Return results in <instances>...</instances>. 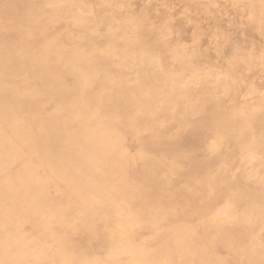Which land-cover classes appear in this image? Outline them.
I'll use <instances>...</instances> for the list:
<instances>
[{
  "label": "rangeland",
  "instance_id": "rangeland-1",
  "mask_svg": "<svg viewBox=\"0 0 264 264\" xmlns=\"http://www.w3.org/2000/svg\"><path fill=\"white\" fill-rule=\"evenodd\" d=\"M60 1L69 7L71 13L65 14V4L60 8L53 0H0V264H130L129 256L133 257L136 263L144 260L139 251L147 253L150 257L155 255L158 264H173L168 259L162 260L156 254L158 243L152 239L151 230H130L126 247L117 240L113 229L116 226L129 229L130 225L126 223L125 216L116 214L115 209L98 211L90 203L88 188L92 178L85 173L82 154L76 141L77 134L75 135L72 129L61 131V136H65L66 140H61L58 152L65 156L73 168L72 171L82 177L79 185L72 191L45 175V172L61 175L54 167L43 166V161L47 165L57 159L51 157L48 151L57 144L53 142L50 130L46 131L47 141L43 142L40 134L33 142L26 140L28 135H35L33 131L36 128L32 131L30 128L31 115L36 111L42 122L51 123L54 117L61 114L57 102L63 98L62 89L65 85L72 84L75 78L69 73L56 76L55 70L51 72V69L38 64V55L42 52L50 57L51 54L62 52H68L65 53L67 56L78 54L81 44L86 45L87 40L92 39V33L88 29L95 30V22H98L100 37L97 41L105 49L101 60L92 58L90 63L84 65L83 71L95 68L98 73L101 72L100 76L108 77L111 84L118 86L121 95L127 99V106L138 115L139 122L143 125V128H140L143 132L141 134L144 137L149 134L156 140L146 144L153 160L165 158L175 151L184 155L187 152L186 160L193 165L194 171L199 175H206V167L208 170L213 167L217 170L219 167L213 150L218 149L219 142L213 121H200L199 116L204 114L206 107L204 111L195 112L190 122L187 121L181 110L178 111L179 107L175 103L177 94L172 91L171 81L165 79L166 76L159 71L157 63L149 60L154 58L156 53L169 58L170 64L185 76H197L196 85L211 93V102L219 98L222 100L221 108L224 107L231 113L239 109L252 111L264 121V0H71L70 5L67 4L68 0ZM69 22L80 28L82 33L79 34L78 31L74 47L69 43L67 45L73 49L67 50L62 39L66 37ZM44 44L48 46L45 47L46 50ZM169 119H173L172 122ZM215 122L218 123V120ZM40 128L46 129L44 126ZM254 137L256 136L244 132L239 133L238 146L225 152L220 165L221 172L217 171L223 179H229L226 184L232 186L225 192L221 188L209 194L210 199H213L210 206L215 209L205 211L200 217L211 219L214 224L227 221L231 223V218L221 219L219 211L238 212L248 205L253 207L255 213L260 212L259 204H264V156L254 154L255 143L248 148L244 147ZM16 140H19L18 143ZM20 140H23V143ZM261 141L262 135L258 137L257 144ZM262 145L264 147L263 143ZM6 162L9 164H4ZM158 173L161 174L162 170ZM12 175L19 176L21 181L16 182L21 183L12 182ZM24 182L29 187L24 185ZM174 187L177 188L175 185ZM179 189L174 191L176 194H173L172 199H180L184 203V209L191 212L200 207L198 199H205L208 195V189H202L201 194L206 191L202 197L199 192ZM9 193L14 194L17 199L8 197ZM30 194H41L55 203L46 211L50 219L53 216L55 219L57 214L63 213L69 217L68 220L62 223L52 221L48 230L38 234L40 228H36L24 212V208L28 207L27 197ZM246 194H252V199L246 201L247 203L242 201L236 204L233 197ZM132 203L133 208L127 206V209L135 212L139 210L140 205L135 199ZM78 211L93 213L96 223L103 222L88 226L77 224V229L67 230L66 224ZM246 218H249L248 215ZM251 225L242 230L241 246L257 264H264V211ZM56 230L61 233L64 241L60 242L54 232ZM245 260H248L247 257ZM143 262L141 263L150 264ZM152 262H155L154 259ZM192 264L208 263L195 261Z\"/></svg>",
  "mask_w": 264,
  "mask_h": 264
},
{
  "label": "bare ground",
  "instance_id": "bare-ground-1",
  "mask_svg": "<svg viewBox=\"0 0 264 264\" xmlns=\"http://www.w3.org/2000/svg\"><path fill=\"white\" fill-rule=\"evenodd\" d=\"M53 1L57 3L60 8L63 7L65 4L63 3V1H60V0H53ZM67 4L70 5L71 0H68ZM3 10L4 9H2V11ZM64 11H65V14L71 13L69 11V7L66 4L64 6ZM69 24H70V27H67L66 37L65 39H62V40L65 41L64 45L66 47L68 43L71 44V47H74L76 38H78L77 33L80 28L76 27L70 22ZM3 31H5V29ZM88 31L89 32L91 31L92 39L87 40L86 45L81 44V46L78 48V51H77L78 54L67 56L65 55L66 52L65 53L62 52L57 55L51 54V57H50L49 55L42 52V54L38 55L39 57L38 64L46 67L47 69H51V72L55 70L56 76H61L62 74L65 75L66 73H69V74H72L73 77L75 78V81H73L72 84L65 85L64 88L62 89L63 98L57 102V108L61 109L60 110L61 114L54 117L51 123L42 122V120L40 119L36 111L32 112V115H31L32 116V121H31L32 127L30 128H31V131L34 128H36V130L33 131L35 135L32 136L33 134L31 135L29 133L30 135H28L26 140L28 142L30 141L33 142L34 140H37L36 136L38 134L41 135L40 138L42 141L46 140L48 137L46 134V131L50 130L53 135V142L57 144V146L51 147L48 150L50 151L49 152L50 156L55 157L57 159L54 162L49 163L47 165L45 164V161H43L44 162L43 166H49V167L52 166L57 171H60L61 175L57 173L51 174L49 172H45V175L51 178L53 181L60 183L67 188H70L72 191H74L75 188L79 185L82 177L72 171L73 168L70 167V165L66 161L65 156L60 155L58 152V149L61 147V142H62L61 140H64V138L66 140L65 136H61V131L63 129H69V130L72 129L75 135L77 134L76 141L78 143L80 152L82 154V161H83V165H85V171H86L85 173L91 176L92 178V182L88 188V198L90 199V203H92L98 211H103V210L110 211L112 209H115V211L117 212L116 214H118V216L120 217L125 216L126 223L130 225L129 229H126V228L122 229L121 226H116V228L113 229L114 230L113 232L115 233L117 240L120 241L121 245L125 247L128 245L127 242H128V236H129L130 230H136L137 228V231L138 230L143 231L146 228L148 230H151L152 239L154 240V242L158 243L156 246V250H158L156 254L159 255L162 258V260L168 259L172 261L173 264L175 263L192 264L195 261H199L202 263H208V264H257V262L253 258L250 257V254L248 253V251L246 249L243 250L244 247L241 246L240 240L242 236V230L249 228L253 221L258 220L261 217L262 212L264 211V204H259L260 212L258 213H255V211L253 210V207L251 206L248 207V205L238 210V212L225 213L228 210L219 211L218 213L219 217L224 220H226V218H231L232 219L231 223L227 221L225 223L214 224L211 221V219L205 220L203 217H200V216L205 211H208L210 209L214 211L215 209L214 207L210 206L213 199H210L209 194H211L215 189H221V188L225 192L228 189H230L232 186V185L226 184L229 179L227 178L223 179L219 175L218 171L221 172L220 165L223 162V158L225 157V152L238 146L237 141H238L239 133L244 132L247 135L256 136L253 138L251 142L244 145V147L248 148L249 146H253V144L255 143V148L253 150L254 154L258 156H264V147H262L263 146L262 143L264 144V121L260 120V118L252 111L247 112V111L239 109L231 113L230 111H228V109H224V107L221 108L223 105L221 103L222 100L219 98H217L214 102H211V93L207 91L206 89H201L199 86L196 85L198 84L196 75L185 76L181 71H179L177 68L173 67L170 64L171 62L169 61V58L161 57L159 54L156 53L154 54L155 55L154 58L150 59L149 62L152 61V62L157 63V68L159 69V71H162L163 74L161 72L160 73L166 76L165 78L166 80L171 81V85L173 89L172 91L176 92L177 94L175 103H177L179 107L178 111L181 110V114H183L186 120L189 121L193 118L195 112L196 113L197 111L200 112V110H203L204 107H206L204 114L199 116L200 121L202 122L204 119H212V121L214 122V123L212 122L213 128L216 130V134L218 135V140L220 142V143L218 142L217 148L221 150H218L215 148L213 149L217 157V162H219V167L217 169L218 171L215 169L216 167H213L210 170H208L206 167L205 168L206 175H199L197 172L194 171L193 165L188 160H186L187 158L186 151H185L186 155L175 151V152L170 153L165 158L161 157L159 160L157 159L153 160L150 154V150L148 149V146H146V144L149 142L154 143L156 142V140H154L153 137L149 136V134L148 136L145 135V137L141 134L142 130L140 128H143V125L142 123L139 122L138 115L134 114V111L130 110L129 107L127 106V99H125V97L121 95L122 92L119 91L118 86L111 84L110 79L108 77L100 76L99 74L101 72L98 73L97 72L98 70L96 69L97 70L96 71L95 68H91V69L88 68L89 71L87 72L83 71L84 65L90 63L92 58H95V59L97 58L101 60L102 53L104 51L103 49H105L104 46H102L100 43H98L99 41H97L98 37H100L98 22H95V30H92V28H90L88 29ZM80 33H82V31L81 32L79 31V34ZM1 42L3 41L1 40ZM84 46H87V47L85 48ZM45 47H48V46L45 45L44 49ZM66 49L70 50L73 48L67 47ZM66 54H68V52ZM22 56H23V53H22ZM93 67H95V65ZM38 71H39V68H38ZM123 83L124 81L122 82V84ZM61 86L62 85H60V87ZM157 92L158 91L156 89L155 93L157 94ZM160 96L158 95V97ZM66 109H69V111H66ZM150 112L152 113V111ZM23 119H26V118H23ZM215 120H218V123H216ZM41 126L46 127V129L42 130L40 128ZM153 130L154 129H152V131ZM260 135H262V141L259 144H257L258 137ZM5 136L6 135H4V137ZM17 138H20V137H17ZM18 141L16 140L17 143ZM22 141L20 140V142ZM3 146H4V142H3ZM4 164H7V162ZM160 167L161 169H159ZM160 170H162L161 174L158 173V171ZM11 180H13L12 182H15L17 184L21 183V182H16V181H21L19 179V176L17 175L13 176V179ZM12 184L10 185L13 186ZM24 185L28 186L27 184H25V182H24ZM174 185L177 188H180L179 189L180 191H188V192L195 191V192L200 193L202 189H208L207 192L205 191L206 194L208 195L206 196L205 199H198V202H200V207H198L196 211L194 212L187 211L184 209V203L180 199H176V198L172 199L173 194L175 193L174 191H177V188H175ZM205 192H203L202 194L200 193L201 197L205 195ZM251 195L249 194L236 195L233 198L235 199L236 204L239 202L241 203L242 201L247 203L246 201H248L249 199H252ZM8 197H10L13 200L17 199V197H15L14 194L11 195L10 193ZM27 198H28V204H27L28 207L24 208L26 210L24 212H26L25 213L26 218L30 219L31 220L30 222L34 224L36 228L37 227L40 228V230L38 231V234L42 233L41 231H44L45 229L48 230V228L51 227L52 225L51 223L52 221L54 222L58 221L62 223L68 220L69 217L63 215V213L57 214L55 216V219H54V216L51 219L48 217V215L46 214L47 213L46 211H49V209H51V207L55 204L52 200L51 201L49 200L50 198H46L41 194L40 195L30 194V196ZM133 199H135L137 203L140 205L139 210L137 209L136 212L130 210L129 208L127 209V206H130L131 209L133 208V203H132ZM26 200L27 199H25V201ZM11 202L12 201H10V203ZM56 203H59V202L57 201ZM116 203H118L117 206H116ZM9 208L11 207L9 206ZM216 211L217 210H215V212ZM231 215H233V217ZM246 215H248L249 218H246ZM37 216L39 218H36ZM14 218L16 219V217ZM83 220H86V221L83 222ZM95 221H96V218L93 215V213L86 214V213L78 211L72 215V217L69 219L68 223L66 224L65 228L67 230H73V229L78 228L76 227L77 224L88 226L91 224L99 225L103 222L102 221V222L96 223ZM54 232L57 233L56 235H58L57 237L58 239H60V242L64 241L63 240L64 238L62 237L61 233L58 230ZM174 234H176V236H174ZM72 244H74V242ZM121 250L124 251V249H121ZM140 253L142 254V256H144L143 261L147 263L149 262L150 264H158V260L156 261L157 258L155 255L150 257L149 255H147V253L143 251L142 252L139 251V254ZM134 254L137 255L136 253ZM245 257H247L248 260H245ZM128 258L130 259V261H128V263L130 262V264H142L141 262H143L140 259L141 262L136 263L133 257L129 256ZM153 259L155 262H152ZM69 263H71V261Z\"/></svg>",
  "mask_w": 264,
  "mask_h": 264
}]
</instances>
